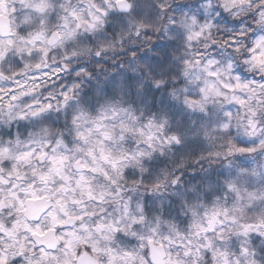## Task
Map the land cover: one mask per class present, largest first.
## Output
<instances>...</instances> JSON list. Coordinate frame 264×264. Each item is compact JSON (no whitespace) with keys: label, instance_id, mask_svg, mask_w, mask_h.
Masks as SVG:
<instances>
[{"label":"snow or ice","instance_id":"snow-or-ice-1","mask_svg":"<svg viewBox=\"0 0 264 264\" xmlns=\"http://www.w3.org/2000/svg\"><path fill=\"white\" fill-rule=\"evenodd\" d=\"M0 264H264V0H0Z\"/></svg>","mask_w":264,"mask_h":264}]
</instances>
